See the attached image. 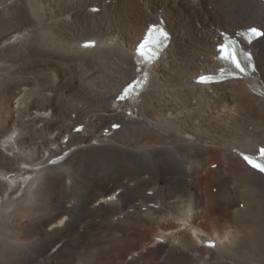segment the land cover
Segmentation results:
<instances>
[{
  "label": "bare ground",
  "instance_id": "1",
  "mask_svg": "<svg viewBox=\"0 0 264 264\" xmlns=\"http://www.w3.org/2000/svg\"><path fill=\"white\" fill-rule=\"evenodd\" d=\"M157 15L171 43L121 111L112 100ZM250 25L264 28L259 0H0V264H264V177L237 156L264 141V95L194 82L217 30ZM253 46L264 81V36Z\"/></svg>",
  "mask_w": 264,
  "mask_h": 264
},
{
  "label": "snow or ice",
  "instance_id": "2",
  "mask_svg": "<svg viewBox=\"0 0 264 264\" xmlns=\"http://www.w3.org/2000/svg\"><path fill=\"white\" fill-rule=\"evenodd\" d=\"M155 28H156L155 25L152 26V29H155ZM152 29H150V31ZM157 31L160 32V34H161V36L163 38H165V39L167 38V35L168 34L163 29H157ZM248 31H249V33L251 35H253L255 37L264 36V32L260 31V29H258L256 27H251ZM230 43L233 46H238L237 45V42L234 41V40L230 41ZM141 47H143V45H141ZM219 47H220V51L223 52L224 51V45L221 44V45H219ZM240 54L244 56L245 61H246V64H247V67L242 66V63L240 62V60L237 58V56L234 53H230L227 56H222V59H231L233 61V63L235 64V67L237 69H239L240 72L243 73V74H245V75L248 74V71H247L248 68H251V70L253 72H255L256 68H255V65L253 63V56H252V54L245 53V52H242ZM200 80L201 81H205L206 78L205 77H200ZM127 91H128V89H125V92H127ZM120 98L123 99V97H120ZM261 151H262V153H264V149H262ZM244 159L247 160L250 164H252L253 167H257V168H259L260 171H264V167H260L259 165L255 164L254 161L252 159H250L249 157L245 156ZM214 167H215V165H214Z\"/></svg>",
  "mask_w": 264,
  "mask_h": 264
},
{
  "label": "rangeland",
  "instance_id": "3",
  "mask_svg": "<svg viewBox=\"0 0 264 264\" xmlns=\"http://www.w3.org/2000/svg\"><path fill=\"white\" fill-rule=\"evenodd\" d=\"M226 3V2H225ZM209 9H210V6L208 7ZM66 18V17H65ZM196 23V22H195ZM197 25V27H200V25H198V23L196 24ZM62 92L63 93H65L63 90H62ZM44 113H46V112H44ZM249 130H251V127H249ZM211 167H212V165H211ZM210 166H209V169H212ZM203 176H205V174L203 175ZM212 192H213V188H211L210 189Z\"/></svg>",
  "mask_w": 264,
  "mask_h": 264
}]
</instances>
